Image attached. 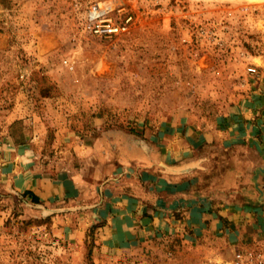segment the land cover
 Wrapping results in <instances>:
<instances>
[{
  "label": "rangeland",
  "instance_id": "1",
  "mask_svg": "<svg viewBox=\"0 0 264 264\" xmlns=\"http://www.w3.org/2000/svg\"><path fill=\"white\" fill-rule=\"evenodd\" d=\"M98 1L0 0V264H264V180L243 150L204 146L181 176L215 205L254 203L237 223L113 245L98 212L110 165L189 158L170 138L147 151L151 136L223 131L238 103L264 105V0H112L133 23L107 38L84 27ZM29 176L49 198L25 194ZM63 182L73 197L51 192Z\"/></svg>",
  "mask_w": 264,
  "mask_h": 264
},
{
  "label": "crops",
  "instance_id": "2",
  "mask_svg": "<svg viewBox=\"0 0 264 264\" xmlns=\"http://www.w3.org/2000/svg\"><path fill=\"white\" fill-rule=\"evenodd\" d=\"M249 104L245 106L238 103L234 107L231 115L225 119L230 127L223 131L186 130L179 136L177 130L170 128V132L158 133V137L151 136L145 144L147 151H150L149 146L152 145L154 138L159 142L157 144L164 146L165 143H169L170 138L173 142L171 147L176 150L177 156L178 152H181L182 155L186 154L189 157L175 166L169 165L171 162L166 157L160 158L155 155L153 157L147 153L143 159L147 164L144 168H138L131 161L124 160L126 168L132 167L136 170V174L128 172L126 178L123 177L122 169L125 167L110 165L107 168L106 176L118 179L115 185L105 188L107 191L104 205L98 208V212L100 216L107 215L108 222L104 231L109 235L111 244L118 245L132 239L144 238L156 230L166 229L174 220L178 222L177 224L188 226L195 233H202L207 228L208 231L215 230L222 227L223 221L237 223L246 216V213L258 209L250 208L254 203L246 206L242 204L230 206L228 203L215 205L207 197L192 191V186L196 185L195 179L181 178L186 170L197 168L198 162L195 161L196 167H191L190 161L199 150L213 144L227 151L246 152V157L249 158L248 166L253 170L254 184L259 185V182L264 180V105ZM168 146L170 147V144ZM170 168H173L179 177L177 175L172 178L163 173L164 169ZM29 181L25 188H30L29 190H32L39 199L50 197V193H44L39 189L43 188L39 180L29 176ZM77 191L78 188L74 184L63 182L54 186L51 192L71 198ZM178 213L179 217L176 218L175 215Z\"/></svg>",
  "mask_w": 264,
  "mask_h": 264
},
{
  "label": "built area",
  "instance_id": "3",
  "mask_svg": "<svg viewBox=\"0 0 264 264\" xmlns=\"http://www.w3.org/2000/svg\"><path fill=\"white\" fill-rule=\"evenodd\" d=\"M132 23L131 13L123 5L102 0L90 6L85 15L84 27L94 36L107 38L125 34Z\"/></svg>",
  "mask_w": 264,
  "mask_h": 264
},
{
  "label": "trees",
  "instance_id": "4",
  "mask_svg": "<svg viewBox=\"0 0 264 264\" xmlns=\"http://www.w3.org/2000/svg\"><path fill=\"white\" fill-rule=\"evenodd\" d=\"M25 194L30 195L33 202H38V197L34 195V193H31L30 191H26Z\"/></svg>",
  "mask_w": 264,
  "mask_h": 264
}]
</instances>
